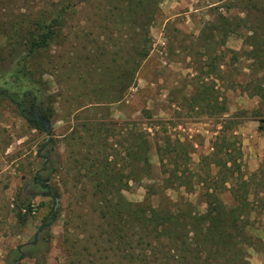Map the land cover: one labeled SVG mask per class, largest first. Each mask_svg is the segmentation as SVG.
I'll list each match as a JSON object with an SVG mask.
<instances>
[{"label":"rangeland","instance_id":"rangeland-1","mask_svg":"<svg viewBox=\"0 0 264 264\" xmlns=\"http://www.w3.org/2000/svg\"><path fill=\"white\" fill-rule=\"evenodd\" d=\"M77 1L0 0V264H119L120 246L107 251L101 244L100 217L95 214L100 197L85 196L88 169L101 165L86 160V143L103 123L104 131L117 132L108 138L113 144L108 152L121 151L119 142L127 136L139 143L142 137L132 135L134 127L149 140L152 178L130 180L123 194L132 203L159 206L167 197L176 201L185 196L205 211L199 186L192 192L185 186L165 189L157 144L166 135L180 139L193 173H215L213 146L222 119L212 108L217 99L228 108L224 117L233 119L244 171L249 175L264 161V98L255 87L261 73L254 58L242 52L251 48L244 45L251 25L232 30L233 25L227 36L210 30L238 16L253 21L262 15L264 0H252L255 6L247 0H162L150 30V54L127 95L116 103L103 94L101 87L109 82L98 56L103 44L110 50L135 34L130 27L108 22L106 0L75 6ZM67 3L73 5L66 7L61 36L68 38L24 61L27 30L40 20L52 22L60 5ZM233 50L241 51L239 60ZM34 117L47 124L49 133L33 128L28 119ZM155 180V189L162 192L150 196L147 189ZM221 195L232 204L229 191ZM254 225V234L264 240V215ZM156 245L168 246L169 241L158 239ZM247 251L250 263L262 264L260 251ZM182 256L177 255V264ZM188 262L184 260L200 264Z\"/></svg>","mask_w":264,"mask_h":264},{"label":"trees","instance_id":"trees-1","mask_svg":"<svg viewBox=\"0 0 264 264\" xmlns=\"http://www.w3.org/2000/svg\"><path fill=\"white\" fill-rule=\"evenodd\" d=\"M81 1L89 0H78L75 6ZM161 1L106 0L103 4L106 8L105 17L110 24L119 25L121 29L130 27L135 34L134 38L121 43L117 49L112 47L108 50L104 44L101 47L98 62L102 64L104 78L109 82L101 88L103 94H107L108 102L116 103L124 99L132 87L136 72L149 56L152 46L150 30ZM247 1L252 2L253 6L256 4L252 0ZM67 4L60 5L52 22L40 20L33 29L27 30L24 61H29L38 53L49 51L53 44H62L68 38L61 36L66 7L73 5ZM259 12L262 15H258V18L254 16L253 21H246L238 16L234 21L225 19L210 30L214 33L223 31V36H227L236 28H245L244 23H250V35L245 37L244 45L251 48H244L242 52L248 58H254L255 66L261 73L256 75L255 81L258 84L255 87L258 89L256 94L263 99L264 11ZM214 33L212 38L215 37ZM231 52L239 60L241 51ZM223 53L220 55L222 62ZM221 65L223 63L219 66ZM105 88L109 89L108 93H105ZM212 108L215 109L214 114L222 117L213 146V156L218 160L215 173H207L205 177L193 173L188 165L191 158L186 144L180 139H172L170 135H166L163 137V144H157L162 173L165 175L161 179L165 183V189L185 186L186 190L192 192L195 186H199L206 206L204 212L199 211L185 196L176 201L167 197V203L161 202L159 206L128 201L123 190L129 188L130 180L152 178L148 138L143 133L133 131L134 127L132 135L142 137L139 143L127 136L119 142L122 152L116 149L108 152L106 148L113 146L108 138L117 135L115 129L104 131L103 123L101 129L95 127L89 133L90 143H86V147L90 150L85 158L90 163L97 161L101 165H92L88 169V190L85 196L91 199L100 197L102 204L96 207L95 214L100 217L97 226L101 227L100 236L104 238L101 244L107 251L120 246L119 264H177L180 261L177 257L179 254L183 255L181 264H184V260L200 264H252L247 260L248 247L255 248L264 255V240L254 234L256 217L264 215V161L255 172L248 175L244 171L240 158V139L236 128L231 124L233 119L224 117L228 113L225 102L217 99ZM28 121L32 122L33 128L49 133L47 124L42 123L39 118L34 117ZM146 134L150 136V133ZM136 144H140L139 148ZM112 155L113 159H110L109 156ZM36 180L40 182L39 177ZM155 182L157 181L148 186L147 193L150 196L162 192L155 189ZM225 191L230 192L232 204L221 197ZM57 196L58 193H55L54 197ZM57 215L58 212L53 207V219ZM158 239L168 240L169 245H156ZM172 248L178 250V253L172 254ZM100 255L103 256L101 253ZM104 256L110 258L107 253ZM111 264L118 263L114 261Z\"/></svg>","mask_w":264,"mask_h":264}]
</instances>
